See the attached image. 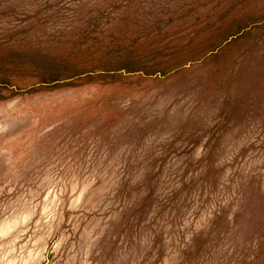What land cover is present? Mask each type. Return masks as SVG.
Masks as SVG:
<instances>
[{
	"label": "rangeland",
	"instance_id": "rangeland-1",
	"mask_svg": "<svg viewBox=\"0 0 264 264\" xmlns=\"http://www.w3.org/2000/svg\"><path fill=\"white\" fill-rule=\"evenodd\" d=\"M0 264H264V0H0Z\"/></svg>",
	"mask_w": 264,
	"mask_h": 264
}]
</instances>
